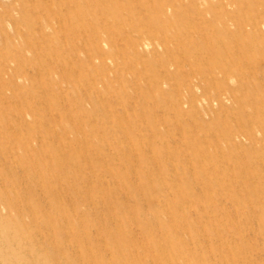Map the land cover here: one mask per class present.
<instances>
[{"label": "rangeland", "instance_id": "1", "mask_svg": "<svg viewBox=\"0 0 264 264\" xmlns=\"http://www.w3.org/2000/svg\"><path fill=\"white\" fill-rule=\"evenodd\" d=\"M0 264H264V0H0Z\"/></svg>", "mask_w": 264, "mask_h": 264}, {"label": "bare ground", "instance_id": "2", "mask_svg": "<svg viewBox=\"0 0 264 264\" xmlns=\"http://www.w3.org/2000/svg\"><path fill=\"white\" fill-rule=\"evenodd\" d=\"M37 76V75H36ZM123 110V109H122ZM130 111V110H129ZM84 186V185H83ZM119 216V215H118ZM130 230V229H129ZM165 254V253H164ZM165 256V255H164Z\"/></svg>", "mask_w": 264, "mask_h": 264}]
</instances>
